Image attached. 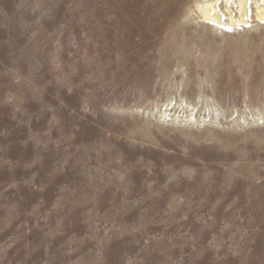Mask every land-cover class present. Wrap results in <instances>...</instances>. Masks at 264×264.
<instances>
[{
    "label": "rangeland",
    "instance_id": "1",
    "mask_svg": "<svg viewBox=\"0 0 264 264\" xmlns=\"http://www.w3.org/2000/svg\"><path fill=\"white\" fill-rule=\"evenodd\" d=\"M197 1L0 0V264H264V23Z\"/></svg>",
    "mask_w": 264,
    "mask_h": 264
},
{
    "label": "bare ground",
    "instance_id": "2",
    "mask_svg": "<svg viewBox=\"0 0 264 264\" xmlns=\"http://www.w3.org/2000/svg\"><path fill=\"white\" fill-rule=\"evenodd\" d=\"M195 8L200 15L196 18L218 28L245 26L250 12L258 22L264 23V0H200Z\"/></svg>",
    "mask_w": 264,
    "mask_h": 264
}]
</instances>
